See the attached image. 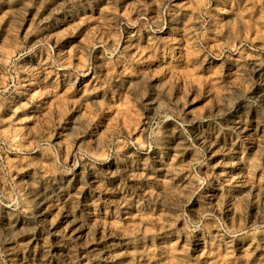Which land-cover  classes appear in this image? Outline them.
<instances>
[{"label":"clouds","instance_id":"9594fccd","mask_svg":"<svg viewBox=\"0 0 264 264\" xmlns=\"http://www.w3.org/2000/svg\"><path fill=\"white\" fill-rule=\"evenodd\" d=\"M14 3L15 0H0V4ZM67 3H70L74 9L86 10L93 6L95 0H67ZM111 3L112 0H110ZM172 3L173 0H152V4L157 5L158 9L157 18L146 25L151 31L159 32L166 27V14L178 16L179 13L172 7ZM137 4L140 6L139 20L144 21L151 4L147 0H137ZM193 4L195 5L194 18L188 24L187 33L190 47L198 53L214 57L217 61H224L220 64L215 77L209 79L207 75H204L200 79V84L189 80L185 86L181 82L183 78L180 77L173 78L168 84L150 87L151 77L145 75L143 79L128 86L122 79L123 74L112 72L111 69L126 60L120 48L123 25L132 27L137 23L130 20L128 16L121 18L114 5L105 11L115 13L109 22L110 28L111 25H115L111 29L117 33L115 43L109 44L110 33L103 38H100L98 33H91L83 42L86 45L83 48L85 58L80 65H72L70 58L63 60L53 55L47 39L38 41L27 49L19 42L12 41L10 43L15 45L17 51L13 53L11 59H0V72L12 81L7 84L0 81V113H3L7 103L5 94L16 91L21 85L19 74L29 71L17 65V61L26 54L35 53L38 48H44L49 52L48 68L52 71L58 68H70L75 77L69 85V91H72L80 76H87L96 69L97 65L93 62L95 49L97 47L103 49L100 58L104 64L108 65L109 74L103 80L97 78L95 87H85L84 96L81 99L88 104L87 110L90 115L69 123L64 128L67 135L62 143L55 142L56 129L60 127L61 121L68 117V110L61 113L60 120H40L34 130L24 127L25 122L33 120L34 117L25 116L19 121L15 118L16 113L30 107L44 95L43 92L37 93L27 103L14 108L13 115L7 120L0 118V126L7 124L11 129L10 134L0 132V208L10 209L11 214L23 216L27 222H32L37 219L41 205L50 203V206L60 209L51 221V224L55 225L60 219L61 212L65 210L64 205L57 201L73 189V181L80 184L76 196L70 198L73 219L67 227L70 228L72 224L77 223L81 227H88L90 229L88 241L77 244L71 236L66 235L67 228L54 233L58 237L71 241L74 245L72 264H76V259L79 258L76 256L77 249H87L89 244L94 242L97 230H103L102 240L119 236L123 232L120 223L121 206L133 204L137 205L143 213L148 227L142 229L137 226L123 232L129 242L138 243L149 237H152L154 242V238L162 232H168L174 237L183 239L185 247L178 252L176 245H173L168 264H201L203 257L190 255L194 241L201 234L208 241L209 252L206 255L212 264H219L218 249L225 245L229 250V256H232L231 250L236 243L248 245L243 257H233V264H253L252 258L257 252L264 251V213L260 214L255 222L250 223L248 219V212L253 204L259 203L258 200L253 199L251 192L233 202H229L227 196H221L215 204L202 201L196 211L190 207L202 196L205 188L214 179V167L209 165L208 153L216 147L218 134L225 132L238 134L239 129L229 127V122L237 105L244 99L245 93L255 87L256 74L264 70V0H247L244 9L236 15L235 20L223 26L211 22L209 9L212 7V0H193ZM186 6L179 5L177 8L183 9ZM5 17H0V24ZM84 22L82 20L81 24ZM257 25L261 31L256 39L261 42V46H257L250 38ZM78 28L79 25L61 33V38L74 35ZM212 33L218 43L210 50L206 45ZM233 57H238V60L226 68L225 64ZM104 64H100L99 67H103ZM130 64L131 61H128L125 67H129ZM201 67L199 63L195 66L194 71L197 75L200 74ZM233 71H235L234 79L231 75L225 74ZM114 83H119L127 89V103L135 112L137 122L142 121V130L137 131L136 122L125 129L122 117H117L102 136L98 135L102 131V125H97L99 117L104 113L116 112L115 106L108 102V93L112 90ZM200 85L206 87L202 88ZM153 88L155 91L152 90ZM216 89H219V92ZM99 91L105 93L104 99H92L94 93ZM206 93L212 95L213 102L205 108L190 113L187 109L189 104L194 102L193 98L203 97ZM197 125L202 128L207 127L211 134H217L215 139L211 135L200 136L192 131L191 129ZM173 138L180 139L181 143L176 147L177 155L172 157L171 163L167 166L166 180L154 185L144 184V182L155 180V177L150 175L157 167L152 159L153 154L166 155ZM234 148L235 143L232 148H220L213 155H231ZM10 155H14L15 159L9 160ZM187 155L192 157L190 162L178 165L177 161L181 156L186 159ZM261 157H264V148L251 160L248 183L253 187H259L261 193H264V175L257 180V172H264ZM131 161H135V164H131ZM110 164L114 171L108 175L120 178L118 191L124 193L123 198L115 205L116 222L112 223L105 218L90 223L87 216H77L78 197L88 186L87 180L79 176L80 170L83 169L85 175L98 173ZM157 174L163 175V173ZM184 175H187V180L184 181L187 186L177 191L176 184L184 180ZM235 179L238 178L234 177L229 183H233ZM130 182L131 189H129ZM141 184H144L148 190L143 195L137 196V189ZM98 191H111V189H98ZM99 204L100 201L97 200L95 202L97 209ZM229 207L239 218L238 223L231 225L225 223L224 213ZM27 231L34 233L35 228ZM213 231L218 233L215 237L211 235ZM25 234L24 231L15 232L9 237L0 234V264H8L6 259L8 253L18 250L6 247L5 240L14 242ZM180 239L177 240V244L180 243ZM27 247V244L21 245L19 250L26 251ZM154 255L155 251L152 253V256ZM84 259L90 260V256ZM164 259L161 257V261ZM256 264H264V256H260Z\"/></svg>","mask_w":264,"mask_h":264},{"label":"rangeland","instance_id":"374dc122","mask_svg":"<svg viewBox=\"0 0 264 264\" xmlns=\"http://www.w3.org/2000/svg\"><path fill=\"white\" fill-rule=\"evenodd\" d=\"M147 2L151 4V7L147 10L144 21L139 20L140 6L137 4V0H118V2L117 0H112L111 4L110 0H95L93 6L86 10L74 9L70 3H67V0H15V3L12 5L0 4V17H5V14H7L3 23L0 24V59H11L13 53L17 51L15 45L10 43L12 41L19 42L27 49L31 48L38 41L47 39L48 44L51 45L53 55L61 57L63 60L70 58L72 65H80L85 58L83 48L86 45L83 42L91 33H98L100 38L110 33L108 42L109 44L115 43L117 33L111 30L115 25L113 24L111 28L109 27V22L115 13L105 11L114 5L121 18L128 16L130 20L137 21L136 25L132 27L126 24L123 25L120 48L126 60L119 66L111 69L114 73L123 74L122 79L128 86L143 79L145 75L151 77L149 80L150 87L152 85L159 87L168 84L173 78L182 77L181 82L187 86L189 80L195 84H200V79L204 75H207L209 79L215 77L220 64L224 63V61H217L214 57L198 53L190 47L187 33L188 24L194 18L193 9L195 5L193 4V0H173L172 7L176 8L179 14L176 17L166 14V27L159 32H153L146 26L157 18L158 9L157 5L152 4V0H147ZM246 3L247 0H212V7L209 9V15L212 18L211 22L223 26L234 21L236 15L244 9ZM179 5L187 6L183 9H178L177 6ZM82 20L85 21L83 24H81ZM77 25H79V28L74 35L61 38V33L75 28ZM260 31L261 29L257 25L256 30L251 33L250 37L257 46H261V42L256 39ZM217 43L218 41L214 33L210 34L209 42L206 46L211 50ZM77 49L80 50L76 51ZM102 52L103 49L99 47L95 49L93 52V62L97 65L96 69L87 76H80L76 82L75 89L72 91H69V85L74 81L75 77L70 68H58L55 71L48 68L49 52L44 48H38L35 53L26 54L20 61H17V65L29 71L19 74L21 85L16 91L5 94L7 103L5 111L0 113V118L7 120L13 115L14 108L27 103L37 93L43 92L44 95L42 97L37 99L24 111L16 113L15 118L19 121L25 116L34 117L33 120L26 121L24 125L25 128L34 130L40 120H60L61 113L68 110V117L62 120L60 127L56 129L55 142L62 143L67 135L64 128L69 123H74L75 119L89 117L90 115L87 110L88 104L81 99L84 96L85 87H95L97 85V78L103 80L109 74L108 65L104 64V61L100 58ZM237 60L238 57H233L232 60L225 64V67H230ZM128 61H131V64L129 67H125ZM197 63L202 65L199 75L194 71ZM100 64H104V66L99 67ZM225 74L231 75L233 79L235 77V71L231 73L226 72ZM255 79L257 81L255 87L250 92L245 93L244 99L237 105V109L229 122V127L239 129L238 134L233 132L218 134L219 141H233L237 145L248 148L249 142L254 137L247 136V133L245 134L240 127L254 124L256 121L260 124L261 139H264V70L257 73ZM0 81L5 84L12 82L2 72H0ZM200 86L202 88L206 87L204 85ZM152 90L155 91V88ZM216 91L219 92V89H216ZM104 97L105 93L99 91L94 93L92 99H104ZM193 99L194 102L189 104L187 109L190 113L205 108L213 102V97L210 93ZM127 100V89L123 88L119 83H114L112 90L108 93V102L115 106L116 112L112 114L104 113L99 117L97 125H102V131L98 135L102 136L112 126L113 121L117 117H122L125 129L131 123L136 122L137 131L142 130L143 123L142 121L137 122L136 114L129 107ZM191 130L200 136L211 135L213 139L217 135L211 134L207 127L202 128L199 125ZM0 132L10 134L11 129L5 124L0 126ZM177 135L179 134L177 133ZM210 155L211 152L208 153L209 165L214 167V173H216L217 169L222 165L216 167L214 165L215 161ZM8 159L14 160L15 156L10 155ZM191 159V155H187L186 159L184 156H181L182 163H188ZM260 159L261 164L264 165V157ZM131 163L135 164V161H131ZM110 165L98 173H88L87 175H85L83 169L80 170L79 176L87 180L88 186L85 188L83 194L78 197V215L86 216L87 204L89 200L93 199L95 202L97 200L100 201V209L115 212L118 197L112 194V191H98V189L113 190L115 187L120 188V178H113L108 175V173L114 171V168L112 169ZM93 175L97 177L98 184L92 182ZM186 178L187 175H184V179ZM213 187L214 184L211 181L210 185L205 188L202 196L194 201L192 205L203 200ZM131 188L132 183L130 182L129 189ZM139 195L140 191L138 188L137 196ZM58 202L68 208L72 207V202L67 203L68 201L64 200V195ZM123 212L124 210L121 208L120 220L124 217ZM55 216L56 214L51 216V221ZM17 217L25 220L23 216ZM248 219L250 223L256 221L250 212H248ZM62 221L63 218L60 215L57 223L50 227L48 222L43 221L38 214L35 221H26V228H35V232H29V235L35 238H46L47 250L58 260H62V257L56 250L57 236L54 235L56 233L54 232V228L59 227ZM61 239L71 242L65 240L63 237ZM194 246L195 241L190 253L191 256L194 254ZM82 250V248L77 249L76 254L79 256ZM8 264L10 263L8 262Z\"/></svg>","mask_w":264,"mask_h":264},{"label":"bare ground","instance_id":"6f19581e","mask_svg":"<svg viewBox=\"0 0 264 264\" xmlns=\"http://www.w3.org/2000/svg\"><path fill=\"white\" fill-rule=\"evenodd\" d=\"M241 130L247 136H253L254 138L249 142V147L244 148L237 145L235 142H221L217 140L216 147L211 151V158L215 161L214 165H219L216 173H214V179L212 183L214 187L209 191L203 200L198 201L196 204L191 206L193 211H196L201 206V202L204 201L208 204L217 203L221 196H227L229 202L239 200L249 192L252 193L253 199L258 200L259 203L253 204L249 210L251 216L254 219L264 213V193H261L259 187H253L248 183V169L251 166V160L264 148V139H261L260 124L256 123L241 126ZM178 136V135H177ZM181 143L178 138H173V142L170 143L168 153L166 155L155 154L152 159L157 167L150 175L155 177V180L144 182V184L154 185L166 180L167 177V166L171 163L172 157L177 155L176 147ZM235 143V148L231 155H213L220 148H232ZM131 158V153L128 154ZM181 158L177 161V164H181ZM133 164V163H131ZM112 166V165H110ZM113 169V166H112ZM157 173H163L158 175ZM264 172H257V180ZM236 177L233 183H229L233 178ZM79 179V178H78ZM186 179L176 184V190L178 191L181 187H186L184 183ZM92 182L98 184V179L95 175L92 177ZM141 184L139 187L140 195H143L148 189ZM80 185L77 181H73V189L66 195L64 200L71 202L70 198L76 196L79 191ZM118 187L113 188L112 194L118 197L116 203L122 198L124 193L118 191ZM142 189V190H141ZM139 195V196H140ZM57 203H59L57 201ZM61 204V203H59ZM64 205V204H63ZM65 207V210L61 212L63 221L61 225L54 228V232H61L67 228L66 235L71 236L72 240L76 241L77 244H84L89 239L88 227H81L79 223L72 224L70 228L67 226L71 224L73 216L71 214V208ZM86 216L90 223H94L97 219L111 221L115 223V212L106 209H100L95 207V201L89 200L87 204ZM121 208L124 210V217L120 220L123 232H126L130 228L140 226L142 229L148 227L147 221L144 219L143 213L139 207L133 205H122ZM60 209L58 207L50 206V203H43L38 212V215L45 222H48L50 227L51 216L57 214ZM225 223L232 224L239 222V218L231 211L230 207L224 213ZM77 216H85L78 215ZM27 222L21 218L11 214V210L7 208H0V234L4 237L12 236L15 232L24 231L28 232ZM119 236H111L109 239L102 240L103 230H97L94 242L89 244L87 249L82 248V252L76 259V264H168L170 258L169 253L173 245H176V249L179 252L185 247L183 239L174 237L168 232H162L159 236L154 238L149 237L147 240H141L138 243H131L129 239L123 234ZM218 233L213 231L211 235L215 237ZM62 237L57 236L56 250L57 253L62 257V260L52 256L47 250L46 238L40 237L35 238L29 235V232L23 236L18 237L14 242L5 240V246L9 249H18L17 251H10L6 256L10 264H72L73 261V244L71 242L64 241ZM180 239V243L177 244V240ZM27 244V250H19L21 245ZM248 247L247 244L236 243L232 248V256H229V250L225 245L223 248L218 249L220 255L217 257L219 264H233V257H243L245 255V249ZM153 251L155 255L152 256ZM209 252L208 241L201 234L195 240L194 254L193 257H203L202 264H212L206 253ZM120 253L125 255L121 256ZM147 254V255H146ZM90 256V260L84 259V257ZM151 260L149 261V257ZM264 256V251L257 252L256 256L252 258L253 264H256L258 258ZM161 257L165 259L161 261ZM178 259V257H177Z\"/></svg>","mask_w":264,"mask_h":264}]
</instances>
